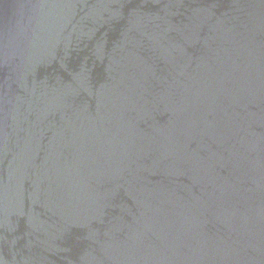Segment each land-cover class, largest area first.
<instances>
[{
	"label": "water",
	"instance_id": "1",
	"mask_svg": "<svg viewBox=\"0 0 264 264\" xmlns=\"http://www.w3.org/2000/svg\"><path fill=\"white\" fill-rule=\"evenodd\" d=\"M0 264H264V0H0Z\"/></svg>",
	"mask_w": 264,
	"mask_h": 264
}]
</instances>
